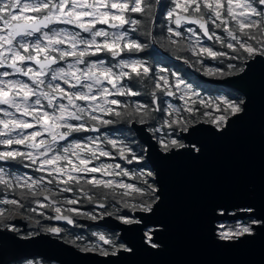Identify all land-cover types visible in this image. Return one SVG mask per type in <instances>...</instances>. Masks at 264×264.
I'll return each instance as SVG.
<instances>
[{
    "label": "snow or ice",
    "instance_id": "6c2138e0",
    "mask_svg": "<svg viewBox=\"0 0 264 264\" xmlns=\"http://www.w3.org/2000/svg\"><path fill=\"white\" fill-rule=\"evenodd\" d=\"M164 18L168 24L166 47L190 52L197 59L185 58L184 63L201 65L196 70H203L204 75L230 76L244 71L234 63L227 65L232 70L228 72L206 67L204 60L208 58L244 64L264 58V0H169ZM155 22L156 0H0V69H4L0 71V105L6 106L0 109L5 117L0 118V146H4L0 149V165L20 164L40 174L13 175L0 166V191L4 194L0 205L8 206L0 207V226L8 228L5 222L13 216L22 211L36 213L37 208L55 213L47 219L68 225L76 224L77 216L139 224L141 220L134 214L152 213L160 199L153 174L143 170L130 174L119 163L96 162L118 156L132 164L144 157L130 144L107 133L83 140L69 138L75 133H101V129L121 122L147 124L155 119V113L165 115L159 107L162 95L183 101L182 111L188 114L184 116L169 105L167 118L154 129L171 130L166 138H157L161 151L168 154L186 147L182 137H173L195 131L200 116L209 117L204 122L223 132L232 117L244 112L243 100L206 99L179 73L166 67L157 70L144 59L124 58L125 53H146L155 45ZM129 31H143L151 44L129 37ZM202 37L213 46L206 45ZM217 44L219 49L214 47ZM101 54L116 63L91 59ZM17 75L27 80L5 79ZM137 84L149 88L150 102H129L143 95ZM200 108L205 111L198 116ZM207 109L217 114L213 116ZM194 151L200 149L194 147ZM118 177L138 180L143 186ZM149 177H153L152 182ZM62 194H71V198ZM82 200L100 211H81L75 206ZM242 211L249 214L250 223L226 230L219 225L220 241H238L264 226V217L255 216V209ZM39 215L45 216V212ZM45 231L59 235L63 229L47 227ZM93 235L98 243L77 245L81 252L108 258L131 251L117 243L115 234ZM148 242L158 247L151 234Z\"/></svg>",
    "mask_w": 264,
    "mask_h": 264
},
{
    "label": "water",
    "instance_id": "95a60500",
    "mask_svg": "<svg viewBox=\"0 0 264 264\" xmlns=\"http://www.w3.org/2000/svg\"><path fill=\"white\" fill-rule=\"evenodd\" d=\"M159 7L157 0L156 21ZM178 60L204 82L240 93L245 110L232 117L223 132L210 123H196L191 134H180L186 147L168 154L147 124H131L145 146L159 201L152 213L134 214L139 224L124 225L114 218L81 221L119 231L131 251L103 258L47 235L19 240L5 229L0 230V264L29 256L60 264H264V226L235 242L218 239L219 225L248 220L242 209L251 207L255 216L264 217V58L249 61L243 72L223 79L200 76ZM148 234L158 247H151Z\"/></svg>",
    "mask_w": 264,
    "mask_h": 264
},
{
    "label": "flooded vegetation",
    "instance_id": "af4514ba",
    "mask_svg": "<svg viewBox=\"0 0 264 264\" xmlns=\"http://www.w3.org/2000/svg\"><path fill=\"white\" fill-rule=\"evenodd\" d=\"M156 6H157V0H156ZM160 6H161V2H160ZM136 15L137 14H132L133 17H136ZM157 20H158V16H157ZM167 26H168V24H167ZM59 27H62L67 31H74L75 30V29H72L70 26H59ZM98 27H100V26H98ZM103 27L107 28V26H103ZM172 27H174V25H172ZM190 27H196V26H190ZM107 30L111 31V29H107ZM155 31H156V25H155ZM218 34L223 35V33H219V31H218ZM128 35L131 38H135V39H138L144 43L151 44V38L146 37L143 34V31H141V32L129 31ZM155 39H156L157 45L165 53H168V54L173 55L175 57L179 56L180 57L179 59H181L183 61L185 58L189 59L190 61H195L197 59L195 56H192V54L188 51H180V52L170 51L169 48L166 47L167 43L163 44L165 47L163 45H161L158 37L156 36V32H155ZM202 40L206 45L213 46L212 42L207 41L206 38L202 37ZM172 47H175V46H172ZM214 47L217 49L220 48V46L218 44L214 45ZM223 50L227 51V49H223ZM150 56L152 58L155 57L154 62L159 61V59H160L159 56H163L164 59L166 61H169L171 65L175 66V64L178 63L182 66V70L184 71V75L182 74L183 76H186L188 78L190 76H193V77H196L197 79H199V77L192 74L180 60L173 59V58L166 56L156 47V45L150 47L146 53H140V54L125 53L124 58L125 59H144L148 63ZM145 57H147L148 59ZM91 59H93V60L103 59L109 65L116 63V61L112 60V58L110 56H105L103 54H101L100 57H92ZM209 59L210 58L204 60V66L220 69L224 72L232 71V70L228 69V67H227V65L229 63H234L238 66V62H239L238 60L237 61H228L227 59H223V60L220 59L219 64H216L215 66H210L207 63ZM188 66L190 67L189 64H188ZM160 67H162V66L157 65V68H160ZM190 68L192 70H194L196 73H198L200 76H206L207 77V75H204L203 70H201V71L196 70L197 68H202L201 65H196L195 67H190ZM3 70L4 69H0V71H3ZM233 75H235V74H233ZM233 75H230V76H233ZM215 77L224 78V77H228V76H220L218 74ZM5 79L27 80L26 77H21L18 75L13 76V77H9V78H5ZM200 81H202V80H200ZM189 83H191L193 85L194 89L196 91H198L202 97L207 99V94L203 93V92H205V90H203V92H201L200 90L197 89L198 83H195V82H189ZM218 87H221V86H218ZM203 88H204V86H203ZM142 89H143V85L140 84V91ZM120 99H123V98H120ZM133 99H134L133 102H141L142 103V101L140 100V97H135ZM169 105H177L178 107H182V108L184 107L183 102L180 101L179 99L172 98V97H166V96L161 95V103H160L159 107L164 108L167 111ZM0 109H6V106L0 105ZM7 110L14 111L12 109H7ZM17 115H19V114H17ZM0 118H5V117H3L2 111H0ZM200 122H202V121H200ZM103 133H107L110 136H112L113 138H118L119 140L123 141L124 143L130 144L131 147L136 151V153L138 155L143 156L145 159V154H146V152H144L145 148L144 149L142 148L143 144H141L140 141L138 140V137L136 135V132L132 128V125L128 124V123L121 122L118 125L110 126V128H103V129H101V133H75L73 135V137H70L69 139L70 140H72V139H82L83 140L86 137L101 135ZM3 147L4 146H0V149H2ZM15 147H19V146H15ZM108 150H111L110 146H108ZM144 159L140 163L133 162L132 164H127L124 161L120 160L118 156L115 159L102 157L101 160L97 161L96 163H100L101 161L103 163H107V164L119 163L124 168H126L130 172V174H134L139 169L140 166L141 167L145 166V163H143ZM0 166L5 167L6 171L9 174H13V175H24V174L33 175V176H39L40 175L39 173L33 172L32 169L25 168L23 165H20V164H10V165H0ZM117 179H123V181L125 183H128L127 180L130 178L129 177H122V178L118 177ZM63 195H67V196H69V198H71V194H62V196ZM8 197L11 198V193L8 194ZM0 198H4V194L2 191H0ZM0 207H8V206L0 205ZM32 207H36V205L33 204ZM75 207H78L81 211H92L95 209V205L90 204L87 200H82L81 204L77 205ZM95 210L100 211L99 209H95ZM41 211L45 212V216L39 215V213ZM54 215H55L54 212H51L47 209L37 208L36 213H32L29 211H22L20 215H15L12 217L11 220L5 222V223H8L10 225V227L4 228L3 226H0V230L5 231V229H7L11 233L16 234V238L19 240H26L29 238H35V237L40 236L41 234L47 235L50 238L56 239L63 244H66L68 246L73 247L74 249H76L80 253H84V252H81L80 248L77 247V245L83 246V245L88 244V243H98L96 236L93 235V233H95V232H100V233H103V234L109 235V236H112L113 234H115L114 238L116 239L117 243L123 245L124 247H127L120 240V232L119 231H115L111 228L101 226L98 224H94V225L88 227L86 224L81 222V221H89L92 223H98L100 221L87 220V219H84L82 217L77 216V217H75L76 224L68 225L64 221H56V220L47 219V216H54ZM17 218L20 221L19 223L15 222V219H17ZM47 227H60L63 229V231L59 235H54V234H51V233H48L47 231H45V228H47ZM77 237H80L81 239L77 240ZM73 240H76L77 243L73 244L72 243ZM84 254H87V253H84ZM7 264H60V263L55 261V260H46L40 256H29V257L19 258L16 261H9Z\"/></svg>",
    "mask_w": 264,
    "mask_h": 264
},
{
    "label": "trees",
    "instance_id": "16d2710c",
    "mask_svg": "<svg viewBox=\"0 0 264 264\" xmlns=\"http://www.w3.org/2000/svg\"><path fill=\"white\" fill-rule=\"evenodd\" d=\"M160 2H161V6L159 8L158 20L156 21V31L155 32H156V36L158 37L161 45H163V44L167 43V41L165 40V37L167 36V31H166L167 21H166V19L164 17L166 15V12L168 11L169 0H160ZM146 37H148V36H146ZM145 58H147V57H145ZM149 58L150 59H149L148 63L153 68L158 70L159 68H157V65H160L162 67H166L170 72L179 73L188 82L198 83L197 89L200 90L201 92H203V90H205V92H203V93L207 94V97H210L213 100L217 99L219 96H224L225 98L234 99V100H237V101L243 100V97L241 96V94L236 92V91H233V90H230V89L226 90L224 87H218V86L206 83L203 80L200 81L201 79L199 80V79H197L196 77H193V76H190L189 78L186 77V76H183L184 75V71L182 70V66L180 64H178V63H176L175 66L171 65L170 62L166 61L163 56H159V58H160L159 61H155V62H154L155 57L152 58L150 56ZM219 61H220V59H217V60L209 59L207 63L210 66H215L216 64H219ZM238 66L239 67L240 66L244 67V62L243 61H239L238 62ZM237 74H239V73H236L235 75H237ZM203 77H206V76H203ZM206 78L223 79V78H218V77H213V76H207ZM224 78H226V77H224ZM203 86H204V88H203ZM136 87L140 91V84H137ZM141 92L143 93V95H141L139 97H140V100L142 101V103L150 102L151 97L149 95V88L146 87L145 85H143V89L141 90ZM133 101H134L133 98L129 99L130 103H132ZM177 109L181 110L182 115H184V116L188 115L187 113H183V111H182L183 108L182 107H178ZM161 111L164 112L165 115L162 116L161 113H155L154 114L155 115V119H152V120L149 121V123H147L148 129L152 131V133L154 134V138H156V139L161 137V136H163V135L166 137V134L170 133V131H171L168 128H163V132L162 133H158V132L154 131V129L160 127L163 124L164 119L167 118V115H166L167 111L164 108H161ZM204 111H205V109L200 108V112L197 113V115L199 116L200 113H203ZM207 111L211 112L213 110L212 109H207ZM207 119L208 118H205L204 116H200V121H206ZM178 136H180V134ZM142 148L144 149L145 147L142 145ZM142 169H145V168L140 166L139 169L134 174H138ZM149 180H150V182H152L153 181L152 177H149ZM127 182L129 184H133L134 183L138 187H142L143 186L140 181L135 180V179H128ZM132 195H136V194H132ZM129 214L132 215V213H129ZM239 223L247 224V223H250V221L249 220H245V221H238V222H227V223H223V225L225 226V230H226L228 228H235V226L238 225Z\"/></svg>",
    "mask_w": 264,
    "mask_h": 264
},
{
    "label": "rangeland",
    "instance_id": "374dc122",
    "mask_svg": "<svg viewBox=\"0 0 264 264\" xmlns=\"http://www.w3.org/2000/svg\"><path fill=\"white\" fill-rule=\"evenodd\" d=\"M220 97H224V96H219L218 98H220ZM225 98V97H224ZM207 99H211L210 97H207ZM211 100H213V99H211ZM183 102V101H182ZM183 105H184V102H183ZM173 106H175L176 108H178L176 105H173ZM211 113V115H216L217 113L215 112V111H211L210 112ZM205 118H209V117H205ZM163 131H160V132H158V133H162ZM180 136H174L173 138H179ZM159 138H166L164 135L163 136H161V137H159ZM181 142H182V139H181ZM183 143V142H182ZM144 152H145V150H144ZM143 163H145V166H143L145 169H142L143 171H145V172H151L152 173V171L150 170V167H149V165H148V163L146 162V160L144 159V162ZM153 174V173H152ZM153 177H154V175H153ZM152 177V178H153ZM237 226V225H236ZM235 226V227H236ZM220 231V230H219ZM149 235V234H148Z\"/></svg>",
    "mask_w": 264,
    "mask_h": 264
}]
</instances>
